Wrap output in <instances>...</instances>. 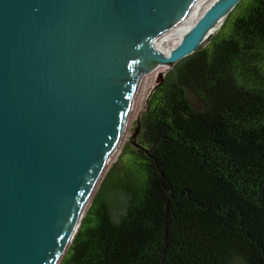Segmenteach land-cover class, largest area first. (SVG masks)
I'll use <instances>...</instances> for the list:
<instances>
[{"label":"water","instance_id":"obj_1","mask_svg":"<svg viewBox=\"0 0 264 264\" xmlns=\"http://www.w3.org/2000/svg\"><path fill=\"white\" fill-rule=\"evenodd\" d=\"M241 0H0V264H61L140 86ZM139 121V119H138Z\"/></svg>","mask_w":264,"mask_h":264},{"label":"trees","instance_id":"obj_2","mask_svg":"<svg viewBox=\"0 0 264 264\" xmlns=\"http://www.w3.org/2000/svg\"><path fill=\"white\" fill-rule=\"evenodd\" d=\"M122 156L61 264H264V0L175 64Z\"/></svg>","mask_w":264,"mask_h":264},{"label":"bare ground","instance_id":"obj_3","mask_svg":"<svg viewBox=\"0 0 264 264\" xmlns=\"http://www.w3.org/2000/svg\"><path fill=\"white\" fill-rule=\"evenodd\" d=\"M212 0H207V2L201 7V9L195 14V16L190 20V22L185 26L183 27L180 31H178L175 36L172 38V40L170 41V43L167 45L166 48H164L163 50L159 51L158 53H161V52H167L174 44L175 42L177 41V39L180 37L182 31H184L189 25L190 23L193 21L194 18L197 17V15L201 12V10L206 6L208 5ZM153 81V78L149 79L148 81H146L144 84H142L139 88V90L137 91V94L134 98V101H133V104H132V107L128 113V117H127V120H126V126L123 130V136H122V140L121 142L119 143V145L117 146V149H116V152H115V155L113 157V159L116 157V155L118 154L120 148H121V145H122V142L124 140V138L126 137V135L128 134V130L130 128V125H131V122H132V119L135 117V115L137 114L136 110H138L140 104H141V99L142 97L144 96L145 94V91L146 89L149 87L150 83ZM112 159V160H113ZM112 162V161H111ZM111 164V163H110ZM110 166V165H109Z\"/></svg>","mask_w":264,"mask_h":264},{"label":"rangeland","instance_id":"obj_4","mask_svg":"<svg viewBox=\"0 0 264 264\" xmlns=\"http://www.w3.org/2000/svg\"><path fill=\"white\" fill-rule=\"evenodd\" d=\"M156 78H153V81L150 83L149 87L146 89L144 96L141 99V104L138 108V110H136L137 114L135 115V117L132 119L130 128L128 130V134L126 135V137L124 138L121 148L118 152V154L116 155V157L112 160L109 168L112 166V164L118 160V158L120 156H122V151H123V147L126 144L127 141H129L131 135L134 133L136 126H137V121L138 119H140V116L142 115V113L145 111V108L147 106V95L150 91V89L152 88L153 84L155 83ZM131 159V153L130 152H126L122 157H121V162H120V166L121 169L124 168L127 164V162ZM108 168V169H109ZM108 171V170H107Z\"/></svg>","mask_w":264,"mask_h":264}]
</instances>
